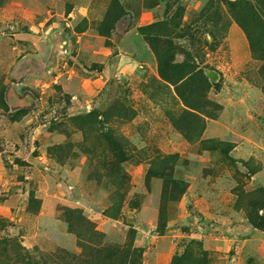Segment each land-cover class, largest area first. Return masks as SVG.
Listing matches in <instances>:
<instances>
[{
	"label": "rangeland",
	"instance_id": "374dc122",
	"mask_svg": "<svg viewBox=\"0 0 264 264\" xmlns=\"http://www.w3.org/2000/svg\"><path fill=\"white\" fill-rule=\"evenodd\" d=\"M251 18L241 0H0V264H93L112 247L264 264ZM171 49L210 88L183 100L159 72Z\"/></svg>",
	"mask_w": 264,
	"mask_h": 264
},
{
	"label": "trees",
	"instance_id": "16d2710c",
	"mask_svg": "<svg viewBox=\"0 0 264 264\" xmlns=\"http://www.w3.org/2000/svg\"><path fill=\"white\" fill-rule=\"evenodd\" d=\"M233 5V4H232ZM234 7L233 9H237ZM241 8L248 10L252 14L251 21L256 22L264 33V0H258L256 4L248 1L241 0ZM250 21V22H251ZM174 49L168 50L161 59L159 72L160 75L167 81L177 86V92L179 96L186 101L188 96V90H198L196 88L205 86L210 88V83L205 76L204 72L197 66L191 65L187 61L183 63H174L175 59ZM197 85V86H195ZM183 88V90H182ZM206 88V89H207ZM189 110H185L187 121L197 122L198 114L194 112L196 106L191 102L188 105ZM184 191V188L182 189ZM185 192V191H184ZM257 227H264V217L260 220L253 222ZM134 230H131V232ZM100 251V253L98 252ZM144 250L142 248L134 247L132 249H125L120 247L108 248L104 251L96 250L98 255V262L95 259L92 260L93 264H143L142 257ZM171 264H207L206 260L202 257H198L190 251L185 252L182 255L175 256Z\"/></svg>",
	"mask_w": 264,
	"mask_h": 264
},
{
	"label": "crops",
	"instance_id": "0c3cea01",
	"mask_svg": "<svg viewBox=\"0 0 264 264\" xmlns=\"http://www.w3.org/2000/svg\"><path fill=\"white\" fill-rule=\"evenodd\" d=\"M242 42V41H241ZM245 55V54H244Z\"/></svg>",
	"mask_w": 264,
	"mask_h": 264
}]
</instances>
